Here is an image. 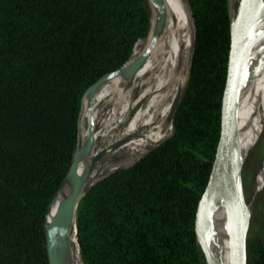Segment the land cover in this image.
Returning a JSON list of instances; mask_svg holds the SVG:
<instances>
[{
  "label": "trees",
  "instance_id": "16d2710c",
  "mask_svg": "<svg viewBox=\"0 0 264 264\" xmlns=\"http://www.w3.org/2000/svg\"><path fill=\"white\" fill-rule=\"evenodd\" d=\"M186 3L194 45L172 133L79 199L81 264H204L193 220L218 139L229 17L226 0ZM148 29L146 0H0V264H48L45 217L77 146L81 99ZM246 264H264V240L246 241Z\"/></svg>",
  "mask_w": 264,
  "mask_h": 264
},
{
  "label": "bare ground",
  "instance_id": "6f19581e",
  "mask_svg": "<svg viewBox=\"0 0 264 264\" xmlns=\"http://www.w3.org/2000/svg\"><path fill=\"white\" fill-rule=\"evenodd\" d=\"M164 4L166 20L163 31L152 45L143 64L127 80L114 76L102 83L87 103L83 126L82 128L80 126L81 130L78 121L77 149L81 148L88 127L92 124V147L88 158L84 161L77 158L76 161L78 177L87 171L84 189L94 183L101 175L113 169L125 167L131 161L142 156L148 150L138 154L145 147L153 142L155 145L170 131V126L165 122V119L177 89H183L187 80L188 72L185 68L190 28L188 16L181 0H164ZM250 35L252 42L248 46L245 59L240 64V73L243 75V79L238 85L236 131L232 140L234 153L239 164L250 152V139L256 134H260L264 126V115L254 121L252 116L264 98V13L254 25ZM143 41L132 58L138 56L145 48L147 38ZM148 80L153 81L147 88L150 90V95L144 102L138 118L129 124L124 135H121L122 137L108 146L116 138V132L122 127L124 115L131 101L142 91H146L143 86ZM103 96H107L110 102L113 97L117 96L118 108L110 117L112 127L109 133L101 138V133L96 131V123L105 121L109 114L106 106L101 107L99 105L100 98ZM86 102L83 100L80 110L81 125L83 107ZM247 120L248 122H246ZM120 151H124V156L112 161V156ZM95 156L98 158L91 166L90 158ZM259 170L248 197V204L253 201L260 187H264V161ZM65 194H67L66 191H64ZM56 202L51 205L48 211L46 224L50 222L57 209L58 204ZM73 221L72 216L53 231L52 251L55 253L58 264H76L75 258L79 259L72 234ZM204 231L210 253L216 263L228 264L233 244V227L222 200L217 194L212 196L206 206Z\"/></svg>",
  "mask_w": 264,
  "mask_h": 264
},
{
  "label": "water",
  "instance_id": "95a60500",
  "mask_svg": "<svg viewBox=\"0 0 264 264\" xmlns=\"http://www.w3.org/2000/svg\"><path fill=\"white\" fill-rule=\"evenodd\" d=\"M226 1L227 14L229 17L228 53L226 59L224 84L220 98L219 133L207 181L203 192L197 202L193 220V233L195 237V242L204 264H217L210 253L204 231L205 210L212 196L214 194H217L220 197L230 217L233 227V244L228 264H246V240L251 212L257 195L264 188L260 187V190L254 196L253 201L248 204L250 190L254 184L259 169L261 168L264 155L254 175L248 194H246L245 196L240 174L241 166L244 160L241 162V164L238 163L236 155L234 153L232 141L234 132L236 131V107L238 100V85L239 82L243 79V75L240 73V64L245 59L248 46L252 42L250 33L257 21L263 16L264 0H238L235 14L233 17L230 10V0ZM181 2L187 13L190 28V40L185 68L189 73L192 49L194 45V29L192 15L190 13L186 0H181ZM146 3L149 10V29L146 34V37L144 38H147L145 48L141 51L138 56L133 58L132 50L131 57L128 62H126L119 69L103 75L95 83H93L85 91L81 99L80 108L82 105V100H86L87 103H89L95 91L100 87L102 83L114 76H119L122 80H127L132 77L143 64L152 45L162 33L166 20L164 0H146ZM182 90L183 89L181 88L177 89L165 119V122L170 126V131L166 136L161 138L152 148L162 143L168 136L171 135L173 130L172 117L182 95ZM91 147L92 124H90L88 127L87 135L81 148L77 149L75 147L70 167L62 181L61 186L57 190L48 207L49 211L51 205L57 201V209L48 224H46L45 217V249L48 264H58L55 253L52 251L54 229L57 226H61L72 216L74 220V214L77 203L79 199L83 196L87 188H89L92 184L112 172L111 171L107 173L106 175L92 183L89 187L84 189L87 181V171L84 172V174L80 175V177H78L76 174V161L77 158H80L82 161L87 160ZM151 149H149L146 153H148ZM146 153H144L141 157H143ZM141 157L136 159L134 162L139 160ZM97 158V156L90 158L91 166L94 165ZM134 162H132L129 166H131ZM129 166L122 168H127ZM64 191H66L67 194L64 195ZM48 211L46 213V216L48 214ZM72 234L78 254V247L75 240L74 223Z\"/></svg>",
  "mask_w": 264,
  "mask_h": 264
},
{
  "label": "rangeland",
  "instance_id": "374dc122",
  "mask_svg": "<svg viewBox=\"0 0 264 264\" xmlns=\"http://www.w3.org/2000/svg\"><path fill=\"white\" fill-rule=\"evenodd\" d=\"M237 2H238V0H231L230 10H231L232 14L235 13V10L237 7ZM143 42L144 41H141L138 44L137 48H139ZM151 82H153V81L148 80L143 86L146 91H142L133 101H131V103L128 106V110L126 111V113L124 115L122 127L116 132V138H114L108 144V146L114 144L120 137H122L121 135H124L129 124L133 123L138 118L140 110H141L144 102L146 101L147 97L150 95V90H147V88ZM117 101H118L117 96L113 97L111 102L109 101L107 96H103L100 98V101H99L100 104L99 105L101 107L106 106L108 111H109V114H108L107 119L105 121H103L101 123H96V131L101 133L100 134L101 138H102V136H105L106 134H108L110 131V128L112 127V122L110 120V117H112V114L117 111V108H118L117 107ZM263 115H264V98L261 100L259 107L252 114L253 121L261 118ZM246 122H248V120ZM77 131H78V128H77ZM249 150H250V152L246 155V157L242 163L241 171H240L241 181H242V186H243V191H244L245 196H246V194H248V191L250 189L254 175H255V173H256L259 165H260V162L262 160V157L264 155V126H263L260 134H256L254 137H252L250 139ZM123 152L124 151H120V152L116 153L114 156H112L113 157L112 161L117 160L118 157H123L124 156ZM263 161H264V159H263ZM262 164H263V162H262ZM262 164H261V167H262ZM119 168H122V167H119ZM113 170H115V169H113ZM109 172H111V171H109ZM106 174L107 173L101 175L95 181H97L98 179H100L101 177H103ZM256 178H257V176H256ZM256 178H255V180H256ZM251 189H252V187H251ZM262 190L257 195L255 202H254V205H253V208H252L248 232H247V240L248 241H250L251 239H254V238L264 240V197L262 196ZM75 259H76V264H80L79 259L77 257Z\"/></svg>",
  "mask_w": 264,
  "mask_h": 264
}]
</instances>
